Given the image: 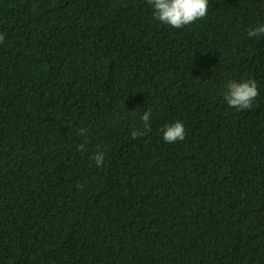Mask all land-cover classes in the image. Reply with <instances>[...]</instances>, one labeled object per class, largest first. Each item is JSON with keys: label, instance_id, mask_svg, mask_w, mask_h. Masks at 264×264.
<instances>
[{"label": "trees", "instance_id": "trees-1", "mask_svg": "<svg viewBox=\"0 0 264 264\" xmlns=\"http://www.w3.org/2000/svg\"><path fill=\"white\" fill-rule=\"evenodd\" d=\"M262 24L264 0L183 28L148 0H0V264H264Z\"/></svg>", "mask_w": 264, "mask_h": 264}, {"label": "clouds", "instance_id": "clouds-1", "mask_svg": "<svg viewBox=\"0 0 264 264\" xmlns=\"http://www.w3.org/2000/svg\"><path fill=\"white\" fill-rule=\"evenodd\" d=\"M153 9V19L163 24L170 25L174 28H183L185 25L191 24L196 20L202 19L207 14L208 0H148ZM264 35V24L250 29L249 37ZM4 35L0 34V42H3ZM259 95L257 82L254 79L237 81L229 80L227 90L224 93V99L230 107L238 110L250 109L253 101ZM152 110H146L140 117L142 129L136 128L132 132V138L141 137L151 130ZM86 133V129L81 128L80 134ZM186 136L185 125L182 121L165 126L163 131V139L168 143H174L177 140H184ZM84 148V144L80 145ZM93 159L98 167L104 163V153L97 152L93 155Z\"/></svg>", "mask_w": 264, "mask_h": 264}]
</instances>
